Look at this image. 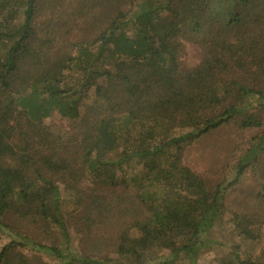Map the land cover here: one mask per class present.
Returning a JSON list of instances; mask_svg holds the SVG:
<instances>
[{
	"label": "trees",
	"instance_id": "obj_1",
	"mask_svg": "<svg viewBox=\"0 0 264 264\" xmlns=\"http://www.w3.org/2000/svg\"><path fill=\"white\" fill-rule=\"evenodd\" d=\"M228 126L244 153L210 188L184 155ZM248 167L264 171V0H0V264H201L215 245L214 264H264V221L226 215ZM247 193L264 218V179ZM103 234L116 256L86 252Z\"/></svg>",
	"mask_w": 264,
	"mask_h": 264
},
{
	"label": "rangeland",
	"instance_id": "obj_2",
	"mask_svg": "<svg viewBox=\"0 0 264 264\" xmlns=\"http://www.w3.org/2000/svg\"><path fill=\"white\" fill-rule=\"evenodd\" d=\"M64 24H68L69 18L62 17ZM67 21V22H66ZM69 25V24H68ZM70 26V25H69ZM77 33L75 34V36ZM185 58L189 64L199 62L201 60V49L194 43H186ZM46 124L49 127L62 126L68 127L67 120L62 119L57 113L52 114L49 118L45 119ZM239 133L236 128L222 127L218 130L212 131L209 134L199 139L196 144L187 150L184 155L183 162L199 172L210 183L208 187L213 188L218 181L229 182L235 178L237 160L242 157L244 151L236 150L234 145L237 144ZM245 145H243L244 147ZM264 171L260 168L248 167L243 175H241L235 188L230 187L227 191L225 198L226 203V215L232 216L234 213L248 212V216L251 218L250 222L257 225H261L264 221L263 207L258 202L257 198L253 195L248 196L247 192H251L254 186L259 187V182L262 181ZM90 183L88 179L83 180V186L86 187ZM122 196H125L130 204H134L132 192H125L119 190ZM132 208V207H131ZM108 225H103L104 233L107 230ZM230 230V229H229ZM228 230V231H229ZM226 227H222L221 233L214 235L218 240L228 243L229 236L225 232ZM101 236V237H100ZM96 236V239H92L88 243V249L86 252L92 253L97 256L114 257L117 254L115 243L111 240L105 239L103 235ZM114 236V229L111 233ZM255 236L259 239L260 244H264V236L260 230ZM224 254L223 247L214 246L203 255L201 264H214L216 257H222Z\"/></svg>",
	"mask_w": 264,
	"mask_h": 264
}]
</instances>
